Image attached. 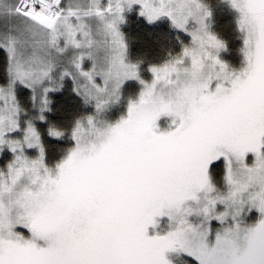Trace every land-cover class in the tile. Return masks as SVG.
<instances>
[{
  "label": "snow or ice",
  "instance_id": "6c2138e0",
  "mask_svg": "<svg viewBox=\"0 0 264 264\" xmlns=\"http://www.w3.org/2000/svg\"><path fill=\"white\" fill-rule=\"evenodd\" d=\"M222 2L239 67L204 0H0V264H264V0ZM134 6L190 37L150 80L121 31ZM68 78L93 111L48 124L69 142L50 164L37 122Z\"/></svg>",
  "mask_w": 264,
  "mask_h": 264
},
{
  "label": "trees",
  "instance_id": "16d2710c",
  "mask_svg": "<svg viewBox=\"0 0 264 264\" xmlns=\"http://www.w3.org/2000/svg\"><path fill=\"white\" fill-rule=\"evenodd\" d=\"M204 2L213 11V30L228 44L229 50L224 53L225 58L231 60L232 65L238 66L240 61L238 49L241 46V41L236 36L233 15L222 0H204ZM125 34L131 43L133 60H142L144 67L163 62L169 52L175 53L179 47L177 41L179 34L174 33L173 35L171 33V27L166 20L156 24H148L141 18L138 19L134 16L131 25L125 28ZM4 66L5 58L0 56V83L5 82ZM30 96L27 91H22V94L19 95L21 101L28 108L32 107ZM52 100V111L47 113L48 121L38 123V129L42 134L46 147V158L50 164L54 163L59 157L61 149L69 146V142L67 140L56 141L54 138L48 137V124H56L62 128H67L74 118L90 114V108L84 105L81 98L76 96L70 89L54 94ZM0 166L4 167V165ZM221 168L223 169V162H216L214 174L218 181H222L223 172L219 170Z\"/></svg>",
  "mask_w": 264,
  "mask_h": 264
},
{
  "label": "rangeland",
  "instance_id": "374dc122",
  "mask_svg": "<svg viewBox=\"0 0 264 264\" xmlns=\"http://www.w3.org/2000/svg\"><path fill=\"white\" fill-rule=\"evenodd\" d=\"M134 16H136L138 19H142L144 22H146V23H148V24H156V23H158V22H164V20H166V21H168L167 19H162V20H159V21H156V22H154V23H149L147 20H146V18H144V17H141L140 15H139V7L138 6H134V9H133V11H131V12H128V13H126V22L123 24V25H121V31L124 33V35H125V39H126V43H127V45H128V51H129V58L133 61V62H135L134 60H133V58H132V54H131V43H130V41H129V38L127 37V35L125 34V28L127 27V26H130L131 25V23H132V21H133V17ZM234 18V17H233ZM168 23H169V25H170V27H171V33L174 35V33L175 34H179V40H177L178 41V44H179V47H178V50H177V52H175V53H173V54H176V53H178L179 51H180V49H181V44H180V41L182 40L184 43H189L190 42V37H189V35L187 34V33H185V32H183L182 30H178V29H174L172 26H171V23H170V21H168ZM235 32H236V36H238V32H237V30L235 29ZM240 55V54H239ZM222 56H223V58L224 59H226L227 60V58H225V54L224 53H222ZM238 59V58H237ZM236 59V60H237ZM239 60L241 61V55H240V57H239ZM230 63L232 62L231 60H228ZM233 61H234V59H233ZM240 61H239V65L238 66H235V67H239L240 66ZM232 64V63H231ZM234 66V65H233ZM87 67H90V65H87ZM141 69H142V75H143V77L145 78V79H148V80H150L151 79V74L147 71V68L149 67V65L147 66V67H144L143 65H141ZM144 68V69H143ZM72 83H71V80H70V78H68V79H66L65 80V82H64V87L62 88V89H60L59 91H56V92H52V93H50L49 94V99L51 100V102L53 103V100H52V96L54 95V94H56V93H60V92H63V91H65V90H72ZM23 91H27L28 93H30V90H27V89H24ZM138 91H139V86H138V84H137V82H135V81H129V82H127L126 83V85H125V89H124V95H125V97H128V96H131V95H135V94H137L138 93ZM30 95H31V93H30ZM81 100H82V98H81ZM52 103H51V105H52ZM89 108H90V114H91V112L93 111V109H92V106L91 105H87ZM32 108V107H31ZM31 108H29V109H31ZM121 114V110H120V107H117V108H114L113 109V118H116V117H118L119 115ZM169 118H161V120L160 121H158V123L160 124V126H161V129H164V128H166V125H167V120H168ZM40 122H43V121H40ZM38 123L39 122H37V127H38ZM44 123V122H43ZM29 154L30 155H35L36 153H35V150H29ZM12 157H11V153L10 152H7V151H5L4 153H0V165H6V163L11 159ZM3 162V163H2ZM217 162H219V161H217ZM222 162V161H221ZM1 167V166H0ZM223 167H224V165H223ZM220 171H222L223 172V169L221 168V169H219ZM222 176H223V173H222ZM212 227L214 228V229H216V228H219L220 227V224H219V222L218 221H213L212 222Z\"/></svg>",
  "mask_w": 264,
  "mask_h": 264
}]
</instances>
